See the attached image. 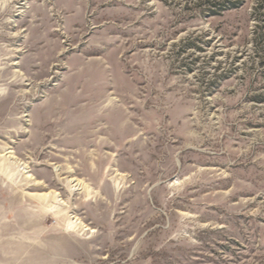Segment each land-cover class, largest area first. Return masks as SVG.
<instances>
[{
  "label": "rangeland",
  "instance_id": "rangeland-1",
  "mask_svg": "<svg viewBox=\"0 0 264 264\" xmlns=\"http://www.w3.org/2000/svg\"><path fill=\"white\" fill-rule=\"evenodd\" d=\"M0 264H264V0H0Z\"/></svg>",
  "mask_w": 264,
  "mask_h": 264
},
{
  "label": "bare ground",
  "instance_id": "bare-ground-1",
  "mask_svg": "<svg viewBox=\"0 0 264 264\" xmlns=\"http://www.w3.org/2000/svg\"><path fill=\"white\" fill-rule=\"evenodd\" d=\"M17 1V0H16ZM11 159V158H10Z\"/></svg>",
  "mask_w": 264,
  "mask_h": 264
}]
</instances>
